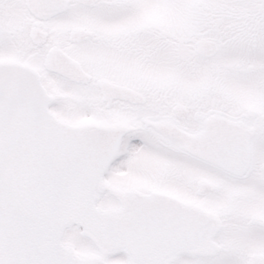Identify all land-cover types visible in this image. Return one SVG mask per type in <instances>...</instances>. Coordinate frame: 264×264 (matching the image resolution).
<instances>
[{"label": "snow or ice", "instance_id": "6c2138e0", "mask_svg": "<svg viewBox=\"0 0 264 264\" xmlns=\"http://www.w3.org/2000/svg\"><path fill=\"white\" fill-rule=\"evenodd\" d=\"M0 264H264V0H0Z\"/></svg>", "mask_w": 264, "mask_h": 264}]
</instances>
